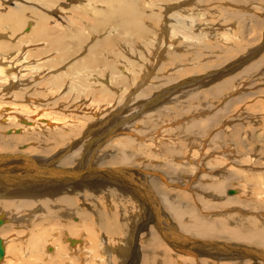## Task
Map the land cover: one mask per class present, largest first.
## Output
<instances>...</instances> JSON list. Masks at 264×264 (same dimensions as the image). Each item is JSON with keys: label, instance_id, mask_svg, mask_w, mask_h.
<instances>
[{"label": "bare ground", "instance_id": "1", "mask_svg": "<svg viewBox=\"0 0 264 264\" xmlns=\"http://www.w3.org/2000/svg\"><path fill=\"white\" fill-rule=\"evenodd\" d=\"M149 1L151 8L147 12L142 6L146 4L148 0H0L1 4L6 6V9L0 10V30L6 31V35H0V79L9 80L8 89L3 91L5 93H0V119L5 121L4 118L13 116L10 123L16 125V127H6L4 133L8 129L12 131L19 130V133L23 131L22 134L10 137L9 139L1 137L3 132L0 131V142H3V145L0 144V146L8 151L9 149L16 150L17 145L30 139L39 141L42 143L43 147L29 146L26 147V152H41L43 154L47 152L46 148L48 146L51 148V143L56 146L51 149V151H53L52 157L47 156L48 158L46 157V159H43V156H40L42 160L38 158L39 155L38 157H25L19 154V156L15 158L12 152L9 151L11 154L8 157L9 161H5L7 159L5 155L0 154V220L2 222L8 221V218L6 219L5 216H11L10 219L20 222L23 221L22 224L26 223L28 229H26L27 233L25 232L27 234L26 238H23L24 236L21 238L15 234L16 237H18L16 240H27L26 245L23 247V253L25 254L24 258L21 259L22 253L17 254V257L14 258L15 261L11 259L13 258V252H10L9 249V246H11L9 243L12 242V240L10 239V242L7 243L5 239L6 233H4L5 230H0L1 246L3 249V254L0 256V264H17L18 262L20 264H22V262H24V264H53L51 262H46V258H54L62 264H90L88 261L80 263V261H76V258L70 257L68 255L69 253H67L68 245L71 244L78 248L79 244L85 243L86 240L90 241V245L95 247H98V243L106 244L111 247H113L111 243L121 245L122 249L119 250V253L113 252L110 249L107 252L105 264H111V258L113 264H115L114 261L116 262L119 260L122 262L126 259L125 257L137 255V250L138 255L141 253V248L136 240L143 235L149 237L150 240L147 247L151 249L152 253H143L137 256L136 258L138 260H142L141 264H152L156 248H162V253L168 255L166 264H246L250 257L245 258L242 254L246 256L247 254H253L255 259L253 261H255L256 264H259L257 260H260L261 264L264 263V205H259V203L264 204V171H259L264 170V155L257 156L258 154L256 155V153L255 155L247 154L246 152L234 151V149L233 151L235 153L232 151L231 155H228V157L225 156L231 163H239L241 168L231 169L230 165L227 166L226 163L222 164L223 162H221V167L217 166L216 163H214L217 162L215 159L216 156H214L216 150L212 151L209 147L207 148L208 152H210V157H208L209 160L203 163L204 156L206 155L203 152L206 151V149L201 152V155L199 149L202 148H196L203 145L205 138L204 140L202 138L215 124L216 120L219 121L218 123L220 124L223 122L221 125L224 127L214 131L215 133L212 137L225 132L226 135L224 136H226L228 141L232 142L234 138H237V135H240L239 133L241 132L243 124H240L238 127L236 126L238 122L232 125L230 120L233 116L231 115L228 119L226 118L227 120H218V116L220 114L222 116L224 112H228L227 109L234 101L231 97L234 91L237 92L238 96L236 99H238V102L239 100L247 99L246 96L249 95L247 91L242 92L241 89L239 91L240 85L242 88V84L238 83L240 78L246 77L249 79L252 74L263 75V73H261V65L264 63V58L262 56L260 59L259 55L261 54L259 53L263 49V47L261 49V45L264 46V42L261 43L260 47L250 48L248 45H245V48H248H244L245 50L243 49L244 52L241 57L225 65L222 70L211 73L209 76L201 79L182 80L178 84H174L173 88L171 84L173 82L171 80L174 79L172 78L173 73L170 75L169 72L160 73L152 77V79H150L151 84H148L145 80L136 82L134 92L138 91V93H135V98L132 97V99L136 100L139 98L141 100L142 98H146V103H142L141 106L140 104L135 105L134 108L133 106L122 104L123 109L129 111L133 108L132 112H136L135 109L140 108L141 111L139 113H143L142 116L152 118L155 125L156 123H163V127L158 126V130L156 131L152 128H150V130H143L138 128L135 123L128 125L127 121V125L121 127L122 129L119 130L118 126L120 124H116V128H111V132L107 134V139L115 132L118 133L120 131L119 133L121 135L118 136L116 144H107V147L111 149L109 152L105 151L102 154H105V158L101 156L103 160L100 162V164L106 167H103L104 169L98 168V170L94 171L95 176L94 174L92 176L93 171H90V169H92L91 162L88 166H85L84 162L81 160L75 162L76 160L74 158L83 155L82 153H84L86 158L89 152L85 153L81 146H78V148L75 147L76 150L74 151L72 150L75 143L84 144L79 140H74V136H71L72 133L78 134L77 131L79 128L72 130L69 134L63 133V129H67V127L64 125L60 127L59 121L65 122L66 119L71 116L76 117V119L78 118V115L75 116L76 114L69 113V110L73 106L72 103L75 102L80 95H84L85 98L90 96L96 99V95L98 94L106 101L104 107L109 106L111 110L117 103L123 102L126 95L128 96L126 99L133 96V93L125 95L126 91H123L119 93L118 97L112 99L111 96L113 91L111 92L104 88L105 85L102 80L117 86V89L121 90L127 85L134 83V81L132 79L133 77L130 78L128 75L125 76L122 71H118L116 68L117 64L134 65L139 62L143 64H157L154 62L150 63L151 61L147 63V59L142 57V52L135 49L137 44H144L147 46L146 49H148L149 44H151L148 39H150L152 32H149L150 28L146 26V20H160L163 23L162 30H160L164 32L165 38L164 42L160 44L161 46H157V52H164L165 55H167L166 57H170L172 64H176V66L180 68L178 71L179 73L186 74L189 71H193L195 67H203V64H198L201 52L199 53L197 48L207 47L206 41L204 40L206 37L208 38L210 33L207 35L205 30L206 27L203 28L197 24V16L202 17L199 15L202 11V2L205 0ZM253 1L255 3V0ZM58 4H63L62 6L69 5V7L65 9ZM55 6L60 7L58 8V12L53 10ZM154 10H161V15L157 14V12L154 13ZM222 11H225V18L228 19L240 21L244 17L239 10L230 9ZM163 14H165V16ZM30 20L31 22H29ZM256 20H258V18ZM152 23L153 22H151V24ZM26 25H28L30 31L25 30ZM103 28H110L112 32L104 35ZM232 28L231 31L227 28V32L222 33L227 39L232 34ZM224 29H226V27H224ZM155 32L154 34H156ZM213 32L211 33L214 34ZM29 35L31 37L27 39ZM91 39H98L99 42ZM139 39H142L140 41L143 43L139 42ZM90 40L94 42V44H91ZM228 42L229 41H227V44ZM29 43H32L34 48H32L31 51L26 50L24 57H22V55L17 57L23 45ZM34 43H43V46H37L34 45ZM175 43H178L179 47L174 46ZM235 45L236 43L233 44V47H235ZM153 46L151 47L153 48ZM163 46L165 47L163 48ZM243 46L242 44V48ZM35 47H39V49L35 51ZM83 48H85L83 55L74 59L66 70L55 69L56 66L65 64L67 60L75 57ZM143 48L145 47H142V50ZM236 48L237 47H235V49ZM153 49H155V47ZM52 53L55 54L46 56L47 58L43 60V62H35L36 65H30L31 67H28L30 69L27 74H31V81L27 82L28 86L21 87V82L24 80L23 76L27 75L26 73H22L23 76H19L22 59L26 60V58L29 59L30 56L39 57L40 55ZM191 53L192 59L190 57ZM228 53L229 52L226 53V58L224 60L229 59ZM146 54L148 55V53ZM262 55L264 54L262 53ZM152 56L154 55L152 54ZM101 64L105 65V69H100ZM176 66H174V68ZM236 68L239 70L237 69V71H235ZM125 72L127 71L125 70ZM173 72H177L176 69ZM226 76L228 77L225 78ZM91 78L95 81L90 80ZM250 79L253 80V78ZM251 82L248 84L252 85ZM67 83L68 85L66 88ZM65 88L67 91L62 93ZM199 88L201 93L198 91ZM172 89L174 91L179 90L180 92L172 100L168 99V101H166L168 104L170 102V104L165 106L156 105L160 101L159 99L161 96L168 94V92H172ZM256 90H253V94L261 92L258 91V89ZM150 91H154L152 97H150ZM72 93L75 94V97H73L74 95ZM196 95L200 96L199 99L201 101L205 99L207 103L212 99L222 98L223 96L225 99L227 97L225 99L226 102L224 101L225 103L223 104L225 108H215L217 110L212 113L211 116H203V112H201V115L199 113L195 114L189 107H180V104L182 101L184 102L186 100V97L190 98ZM6 96H9L12 100H5ZM30 96H33V98L41 96L43 98L42 102L34 106L33 104L36 100L32 101ZM200 100L196 99V101ZM52 101H55V104H52ZM204 101L202 102L203 104ZM175 102L177 103L175 104ZM27 103L30 104L27 105ZM211 103L212 102L209 104L205 103V105H207L206 107H211ZM215 103L217 102L215 101ZM58 104H61V107L65 110L58 109L62 110V112H59L55 109ZM90 105L92 106V104ZM153 105L157 108L152 112V110H154L153 107H149ZM39 107H42L43 110L46 108L50 109L51 112H53L54 109V112H43L36 115ZM178 107L180 109L176 110ZM47 109L46 111H48ZM94 109L93 111H95ZM150 109L151 111H148ZM103 110L100 109L101 112H94L95 118L93 124L102 127L104 123L109 122L112 124L113 120H118L113 118V116H117L116 114H111V112L109 113L108 111L105 113V110L104 113H102ZM10 111H16L19 115H8ZM168 112L171 115H178L180 118L172 120ZM187 112H190V117L186 114ZM164 114H168L166 119L161 117ZM49 115H52L50 120L48 117H45ZM249 118L250 117L246 120ZM186 119L187 123L184 121L186 124L184 125L185 127L182 128V131H180V128L173 126L175 123H170L171 121L180 122ZM53 120H55V122ZM83 120H86V118L83 117L81 119L82 123L84 122ZM78 121L80 120L78 119ZM251 121L255 122L256 120L251 116ZM227 123H229V125H227ZM97 125L95 127H97ZM93 128L94 126L90 124L86 128V131L82 133L83 138H86ZM227 128H231V131H227ZM244 129L245 128H243V131ZM170 130H177V136L173 137V131L172 135L169 134ZM124 131H128V133ZM114 138L115 137H113V139ZM89 139L90 138H87V140ZM237 140L238 139H236V141ZM215 141L216 139L213 143H215ZM238 144L240 143L238 142ZM205 145L204 143V146ZM190 146H193V148L195 147L194 149L198 151L199 155L194 150H189L190 153L186 155L184 152H187L186 149ZM38 147L41 148L40 151L37 150ZM58 147L59 150H57ZM68 150H72L73 152L65 155V151ZM54 152H56V154H54ZM63 152L64 154H62ZM140 152L141 154L143 152L145 154L143 156H147V158L150 159H144L146 162L148 161L149 164H153L154 161H151L153 158L159 161H155L153 165H149L146 162L144 164L143 161L142 167L140 166L141 172H138L140 171L138 167H136L138 168L136 171L128 169L127 167L135 165L134 162L136 160L141 159V157H137ZM45 156L46 155H44V157ZM61 156H64L63 162L69 165L72 164V167H63V163H61L62 165L60 163L57 164L56 159L61 158ZM61 160L62 158L60 161ZM114 165L117 168H111ZM160 165H163V167L165 166L163 168L164 170ZM144 168H151L153 170L146 169L144 172ZM158 169L163 171V173L157 172ZM179 171L180 175L184 173V171H186L185 173H190V175L188 174L189 176L186 175L188 177L187 180L184 182L182 180L186 188H200L204 192H211V196H215V201H206L203 194L198 195L200 202H204V212L210 210L209 214L205 213L201 215L198 210L189 211V205L191 204L188 202L187 193L182 191L183 193L179 194L178 191L174 190L180 186L178 183L183 184L180 182L181 177L176 175ZM10 172L12 175L8 177L7 173ZM44 173L48 176L45 175L43 181H39L38 179L44 176ZM198 173L201 174L197 175ZM36 174H38V176L35 178L34 175ZM257 174L259 177H257ZM72 175L79 176L83 181L87 180V185L83 183L82 189L84 188V191L85 187H89L94 183L101 187L94 191L102 192L101 189L103 185H101V183L107 178L110 182H108V187H104V190H106L105 195H103L101 199L99 197L100 201H96L94 191L90 192V199L86 200H89V203L92 204L93 207L91 206L92 208L89 210L82 208L79 206L80 204L78 205L76 203L77 200L75 196L73 197L74 194L71 195V193L65 192L64 189L68 187L73 188L74 184L73 186H71L72 184L65 185V180L62 182L59 181V183L55 182L58 176L71 177ZM68 177L64 179H68ZM206 178L208 179L207 183L209 185H214V187L203 186ZM233 179H242L244 183H246L245 189L240 188L238 190L240 194L241 192L245 194L244 197H242V195L238 197V195H236L238 193L234 194V192H236L234 190L230 191V193L227 192L233 195H226V184L229 181L232 182ZM255 179L258 181L256 186L254 185V187H252L247 183V180ZM46 184L49 185L46 186ZM40 185H44V187L35 189V187ZM92 188L93 187H91V190ZM74 192H76L75 194L78 198L83 193L76 190ZM128 192L130 193L129 195ZM87 195L89 194L86 193L82 196L86 198ZM257 195L260 196L257 197ZM99 199L97 198V200ZM139 207L142 209L141 212ZM221 207L228 209L224 212L221 210ZM37 209L41 210L40 215L36 214L35 211H37ZM134 209L136 211L135 214L130 211ZM16 210H22L23 212L25 211V213H18ZM60 212L61 214L59 215ZM71 215L74 216V219H70ZM33 217L35 218L33 219ZM30 221H32L31 225H29ZM50 224L54 225L53 230L49 228ZM61 226L64 231L66 230L65 233L67 235L65 241L61 239V235L55 237V235H57V233H54L55 229ZM5 227L6 225L4 224L1 228ZM78 231H81L79 234H81V237L85 238V241L83 239L74 238V236L78 234ZM217 239H221L223 242H218ZM88 241L86 242L87 246ZM50 244L57 246V250L53 253L47 252ZM134 246H136V250H134ZM252 246L260 247L262 250L254 249ZM51 247L52 248H49V250L54 249L53 246ZM84 249L87 251V248L84 247ZM15 250L20 253L19 246H17ZM72 250L74 251V249ZM173 250L180 253H175V255L171 257ZM18 259L20 260L18 261ZM96 261L99 264L102 263L101 259H96Z\"/></svg>", "mask_w": 264, "mask_h": 264}, {"label": "rangeland", "instance_id": "2", "mask_svg": "<svg viewBox=\"0 0 264 264\" xmlns=\"http://www.w3.org/2000/svg\"><path fill=\"white\" fill-rule=\"evenodd\" d=\"M195 1V0H194ZM231 1V2H230ZM233 1V2H232ZM222 2H223V4H222ZM231 4H230V3ZM229 2H228V0H205L204 2H202V11H201V13H200V15L199 16H202V17H198L197 16V24H199L200 26H202L203 28H205L206 27V32H207V35H208V38L206 37L205 38V40L204 41H206V45H207V47L206 48H197L198 49V52L200 53L201 52V55H200V57H199V59H198V64H203V67H195V68H193V71H189V72H187L186 74H184V73H179L178 71H179V67H177L176 66V64H172V61H171V58L170 57H166L167 55H165V53L164 52H161V53H158L157 52V46H159L160 44H162L163 42H164V38H165V35H164V32L163 31H161L162 30V22L160 21V20H158V21H155V20H151V21H145V23H146V26L148 27V28H150V31L149 32H152V35H151V37H150V39H148V41H149V43H151V44H149V46H148V49H146L147 48V46H145L144 44H135L136 45V47H135V49L136 50H138L139 52H142V57H145L146 59H147V63H149L150 61V63H152V62H154V63H157V64H143V63H141V62H139L138 64H134V65H130V64H117L116 65V68H117V70L118 71H122L123 72V74L126 76V75H128V77H130V78H132L133 79V81H134V83H132L131 85H127L126 87H124V88H122L121 90H118L117 89V86H114L113 84H109V82H106V81H104V80H102V82L104 83V88H106V89H108L109 91H113L112 93V96H111V98L112 99H114V98H116V97H118L119 96V93L120 92H123V91H126L125 92V95L126 94H130V93H133V96H131L129 99H126L128 96L126 95V97L124 98V100H123V102H121V103H117V105H115V107L111 110L110 109V107L109 106H107V107H104V105L106 104V101L104 100V98L103 97H101V96H99L98 94L96 95L97 97H96V99H93V97H90V96H88V97H84V95H80L78 98H77V100H75V102H73L72 104H73V106H72V108L70 109V110H72V111H70L69 110V113H74V114H76L75 116H77L78 115V118L76 119V117H69V118H67L66 119V123L65 122H63V121H59V123H60V127H62L63 125L64 126H66L67 127V129H63V133H66V134H69L72 130H76V129H78V134H74V133H72L71 134V136H74L73 137V139L74 140H79L80 142H82V143H84V144H81L80 142V144H74V147L72 148V150L74 151V150H76V148H78V146L80 147H82L83 149H84V152L85 153H88V157H86L85 158V155H84V153H82L83 155H80V156H78V157H76V158H74L76 161L75 162H77V161H79V160H81L82 162H84V165L85 166H88V164L91 162V168L92 169H90V171H93L92 172V176H93V174H94V176H95V173H94V171H96V170H98V168H100V169H104L103 167H106L105 165H103V164H100V162L103 160V159H101V156H103V158H105L104 157V155H102L105 151H107V152H109V150L111 149L110 147H107V144L108 145H111V144H116V141H117V138H118V136L119 135H121L119 132L117 133V132H115V133H113L112 134V138L110 137V138H108L107 139V134L108 133H110L111 132V130L113 129V128H116L115 127V125L116 124H120L119 126H118V128H119V130H121L122 128L121 127H123V126H125V125H131V124H133V123H135L136 125H137V127L138 128H140V129H143V130H150V128H152V129H154L155 131L156 130H158L157 129V127L158 126H161V127H163V123H156V125H155V122L152 120V118H146V116H142L143 115V113L142 114H140L139 112L141 111V109L140 108H137V109H135V111L136 112H132V109L134 108V106L135 105H139L140 104V106L142 105V103H146V98L144 99V98H142L141 100L138 98V99H136V100H133L132 99V97L133 98H135V93H138V91L136 92H134V88H135V83L136 82H140L141 80H145L148 84H151V81H150V79H152V77H154V76H156V75H159L160 73L162 74V73H168L169 72V74L170 75H172V73H173V77L172 78H174L173 80H171V81H173L171 84L173 85L172 86V88L174 87V84H178L180 81H182V80H186V79H201V78H204V77H206V76H209L211 73H214V72H218V71H220V70H222V68L225 66V65H228V64H230V62H234V61H236L239 57H241V55L243 54V52H244V50L245 49H247V48H245V45L247 46H249L250 48L251 47H260V45H261V43L262 42H264V1L262 0V1H259V0H255V3H254V1L252 0H239V1H237V0H235V2H234V0H229ZM243 2V3H242ZM228 3V4H227ZM234 3V4H233ZM253 5H252V4ZM60 7L63 5V4H58ZM60 7H58V6H55V8L53 7V10H56L57 12L59 11L58 10V8H60ZM68 7H69V5H66V6H62V8H65V9H68ZM142 7H144L146 10H147V12L150 10V8H151V4H150V1L148 0V2L146 3V4H144ZM228 7V8H227ZM252 7V8H251ZM4 10V9H6V6H4L3 4H1V2H0V10ZM239 10V12L242 14V15H244V17H243V19L242 20H240V21H236V20H234V19H228V18H225V15H224V12L225 11H222V10ZM216 10V11H215ZM159 11V12H158ZM154 10L153 12L155 13V12H157V14H160L161 15V13H160V11L161 10ZM218 11V12H217ZM243 11V12H242ZM247 13H246V12ZM162 12V11H161ZM66 13H69V12H66ZM203 13V14H202ZM218 13V14H217ZM246 13V14H245ZM248 14V15H247ZM164 16H165V14H163ZM251 16V17H250ZM252 16H253V18H252ZM223 18H225V19H223ZM258 18V20H256ZM263 18V19H262ZM223 19V20H222ZM246 19V20H245ZM248 19V20H247ZM252 19V20H251ZM253 21V22H252ZM261 21H262V24H261ZM29 22H31V20L29 21ZM151 22H153L152 24H151ZM161 22V23H160ZM245 22V23H244ZM33 23V22H32ZM204 25H202V24ZM213 24V25H212ZM230 24V25H229ZM258 24V25H257ZM152 25H154V26H152ZM206 25H208V26H206ZM228 25H229V27H228ZM232 25H233V28H232ZM156 26V27H155ZM212 27H213V29H212ZM224 27H226V29H224ZM158 28V29H157ZM230 29V31H231V28H232V34L229 36V38L227 39V37L226 36H224L222 33H226L227 32V30L228 29ZM245 28V29H244ZM153 29V30H152ZM161 29V30H160ZM211 29V30H210ZM216 31H215V30ZM25 30H28V31H30V29H29V27H28V25H26L25 26ZM103 34L104 35H106V33H109V32H112V30H110V28H107V29H104L103 28ZM224 30V31H223ZM156 31V32H155ZM214 31V32H213ZM222 31V32H221ZM243 31V32H242ZM154 32L156 33V34H154ZM159 32V33H158ZM211 32H213L214 34H212ZM219 33H221V34H219ZM230 33V32H229ZM3 34H5L6 35V31H2V30H0V35H3ZM24 34V33H23ZM162 34H163V36H162ZM211 34H212V36H211ZM241 34V35H240ZM31 35V34H30ZM28 36V38L27 39H29L31 36ZM159 35V36H158ZM216 35H218V36H216ZM246 35V36H245ZM147 36V35H146ZM162 38H161V37ZM178 36V35H177ZM224 36V37H223ZM217 37H219V38H217ZM226 37V38H225ZM223 38H224V40H223ZM91 40H97L98 42H99V40L98 39H91ZM90 40V43L91 44H94V42H92ZM140 40H142V39H139L138 41L139 42H141V43H143L142 41H140ZM152 41H153V43H152ZM157 41H159V42H157ZM227 41H229L228 42V44H227ZM233 42V43H232ZM236 43V45H235V47H237L236 49H235V47H233V44H235ZM238 42H239V44H238ZM155 43V44H154ZM157 43V44H156ZM238 44V45H237ZM240 44H241V46H240ZM242 44L244 45L243 46V48H242ZM34 45H42L43 46V43H34ZM153 46V48L155 47V49H153L151 46ZM165 45V44H164ZM168 45V44H167ZM161 46V45H160ZM174 46H177V47H179V44L178 43H175V45ZM209 46V47H208ZM232 46V47H231ZM142 47H145V48H143V50H142ZM165 46H163V48H164ZM262 47H263V49H262ZM32 48H34V46H33V44L32 43H29V44H24L23 45V47H22V49H21V51L19 52V54L17 55V57H20V55H22V57H24V55L26 54L25 52H26V50H29V51H31L32 50ZM239 48V49H238ZM240 48H241V50H240ZM245 48V49H244ZM37 49H39V47H35V51L37 50ZM244 49V50H243ZM261 49H262V51H260V53L259 54H261V55H259V58L261 59L262 58V56H263V58H264V55H262V53L264 54V46L263 45H261ZM146 50V51H145ZM149 50V51H148ZM151 50V51H150ZM213 50V51H212ZM227 50H229V51H227ZM85 52V48H83L82 49V51L81 52H79L75 57H73V58H70L69 60H67V62L69 63H65V64H62V65H59V66H56L55 67V69L56 70H66L67 68H68V66L71 64V62H73L74 61V59H76L77 57H79V56H81V55H83V53ZM144 52V53H143ZM148 53V55L146 54V53ZM155 52V53H154ZM227 52H229L228 53V58L229 59H227V60H224L225 58H226V53ZM235 52V53H234ZM212 53V54H211ZM55 53H52V54H44V55H40L39 57H33V56H30L29 57V59L28 58H26V60H23L22 59V66L20 67V70H19V76H23V74L24 73H29V69L30 68H28V67H31L30 65H32V66H34V65H36V63L35 62H37L38 63V61H40V62H43V60H45L47 57L46 56H50V55H54ZM152 54L154 55V56H152ZM144 55H146V56H144ZM148 56V57H147ZM152 56V57H151ZM135 57V56H134ZM190 57H191V59H192V53L190 54ZM189 57V58H190ZM144 58V59H145ZM151 58V59H150ZM150 59V60H149ZM202 61V62H201ZM167 64V65H166ZM172 64V65H171ZM193 64V63H192ZM1 65H5V64H1ZM123 65V66H122ZM131 67H130V66ZM149 65H152V66H149ZM233 65V64H232ZM174 66H176L175 68H174ZM25 67V68H24ZM127 67V68H126ZM130 67V68H129ZM158 67V68H157ZM243 67V66H242ZM261 67H262V72L261 73H263V75H251V77L250 78H253V80H251L250 78L248 79V78H246V77H243V78H240L239 80H238V83H240V84H242V88H241V85H240V87H239V91H240V89H241V91L242 92H246L247 91V93L249 94L248 96H246V98L247 99H243V100H239V102H238V99H236L237 98V92H235L234 91V93L231 95V97L234 99V101L232 102V104H231V106L227 109L228 110V112H224L223 113V115L221 116V114L218 116V120L219 119H221V120H225L226 118L228 119L229 117H230V115L231 116H233L232 118H231V122H232V125L234 124V123H237V127L238 126H240V124L242 125V128H241V132L239 133L240 135H237V138H234L233 139V144H232V142H230V141H228V139L226 138V136H224V135H226V133L224 134V133H220L218 136H213L212 137V135L215 133L214 131H217V129H222L224 126L223 125H221L223 122H221V124L220 123H218L219 121H217L216 120V122H215V124L209 129V131L208 132H206V134L204 135V137L202 138L203 140H204V138H205V140H204V142H203V147L201 146V147H196V148H202V149H199L200 151H199V153L202 155V151H204V149H206V151H204L203 153H205L206 155L204 156V160H203V163H205L206 161H208L209 160V158L208 157H210L209 155V153L210 152H208V150H207V148L209 147L210 148V150H212V151H215V153H214V156H216V160H217V162H219V163H217V162H214V163H216V165L217 166H222V164H227V166H229L230 165V168L231 169H238V168H241V165L239 164V163H231L230 161H229V159L227 158L228 157V155H231L232 154V151L234 150V151H239V152H246L247 154H254L255 155V153H256V155L257 156H259V155H264V63L261 65ZM100 69L101 70H103V69H105V65H103V64H101V67H100ZM120 69V70H119ZM149 69V70H148ZM176 69V71L177 72H173L174 70ZM237 69L238 68H236L235 69V71H237ZM241 69V68H240ZM125 70L128 72H125ZM131 70V71H130ZM135 70H138V71H135ZM145 70V71H144ZM151 70V71H150ZM239 70V69H238ZM252 70V69H251ZM135 71V72H134ZM144 71V72H143ZM134 74H133V73ZM138 72V73H137ZM146 72H147V74H146ZM23 73V74H22ZM31 73V72H30ZM129 73H131V74H129ZM25 74V75H26ZM137 74V75H136ZM140 74V75H139ZM149 74V75H148ZM28 75V76H27ZM26 76H27V78H26V76H23V81L21 82L22 83V85H20L21 87H23V86H28V83L27 82H30L31 81V74H27ZM130 75V76H129ZM145 75V76H144ZM187 75V76H186ZM139 76H141L142 77V79H141V77H139ZM144 76V77H143ZM253 76V77H252ZM257 76V77H256ZM181 77V78H180ZM228 76H226L225 78H227ZM29 79V80H28ZM136 79V80H135ZM17 80V79H16ZM90 80H92V81H95L93 78H91ZM253 82H251V81ZM66 81L68 82V80L66 79ZM216 81V80H215ZM243 81V82H242ZM246 81V82H245ZM130 82H131V79H130ZM245 82V83H244ZM251 82V84L252 85H250V84H248V83H250ZM25 83V84H24ZM212 84V83H211ZM210 84V85H211ZM247 84V85H246ZM67 85H68V83L66 84V88H67ZM112 87H111V86ZM246 86V88H245V86ZM19 86V87H20ZM129 86V87H128ZM134 86V87H133ZM192 86V85H191ZM8 87H9V80H2V79H0V93L1 94H3V93H5V92H3V91H6L7 89H8ZM132 87V88H131ZM256 87V88H255ZM66 88L65 89H63V91H62V93L64 92V91H67L66 90ZM127 88V89H126ZM130 88V89H129ZM260 88V89H259ZM174 89H176V88H174ZM243 89V90H242ZM255 91L256 89H258V91H261L260 93H255V94H253L254 93V91ZM173 90V89H172ZM199 92H200V88H199V90H198ZM257 91V90H256ZM180 91L179 90H176V91H172V92H168V94H170V95H168V94H166V95H164V96H161V98L159 99L160 101L156 104V105H169L170 104V102H169V104L166 102V101H168V99L170 100H172L178 93H179ZM61 93V94H62ZM116 93V94H115ZM118 93V94H117ZM154 91H150V97H152L154 94ZM201 93V92H200ZM74 96L73 97H75V94L74 93H72ZM172 94V95H171ZM225 94V93H224ZM199 95H201V94H199ZM205 96V95H204ZM29 97V96H28ZM27 97V98H28ZM31 97V100L32 101H35L34 102V106H36L38 103L40 104V102H42V97L41 96H39L38 98L37 97H34L33 98V96H30ZM101 97V98H100ZM148 97V96H147ZM164 97V98H163ZM199 97L200 96H194V97H190V98H188V97H186V100L183 102L182 101V103L180 104V107L181 108H185V107H189V108H191L192 109V111L196 114H200L201 115V112H203V116H211L212 115V113H214L217 109H219V107H222V108H225V106L223 105L225 102H226V98L224 99V96L222 97V98H217V99H212L210 102H212L210 105H211V107H206L207 105H205V103L206 104H209L210 102H208L207 103V101L205 100H200L199 99ZM84 98V99H83ZM88 98H90V99H88ZM149 98V97H148ZM147 98V99H148ZM163 98V99H162ZM193 98V99H192ZM229 98V97H228ZM101 99V100H100ZM165 99V100H164ZM196 99L197 100H200V101H196ZM219 99H220V101H219ZM236 99V100H235ZM5 100H7V101H10V100H12L9 96H6V98H5ZM85 100V101H84ZM100 100V101H99ZM128 100V101H127ZM138 100H140V101H138ZM183 100V99H182ZM39 101V102H38ZM189 101V102H188ZM204 101V104L202 103ZM215 101L217 102V103H215ZM225 101V102H224ZM256 101H258V102H256ZM19 102V101H18ZM94 104H93V103ZM100 104H99V103ZM105 102V103H104ZM108 102V101H107ZM139 102V103H138ZM141 102V103H140ZM186 102V103H185ZM198 102V103H197ZM236 102V103H235ZM261 104H260V103ZM31 103V102H30ZM30 103H27V105L28 104H30ZM113 103V102H112ZM111 103V104H112ZM165 103H167V104H165ZM177 102H175V104H176ZM191 103V104H190ZM193 103V104H192ZM197 103V104H196ZM52 104H55V101H52ZM90 104H92V106L90 105ZM98 104V105H97ZM110 104V105H111ZM114 104V103H113ZM129 105V106H133V108L132 109H130L129 111H126L125 109H123V105ZM196 106H195V105ZM212 104H213V106H212ZM216 104H218V105H216ZM260 104V105H259ZM94 105V106H93ZM95 105H97V106H95ZM100 105V106H99ZM187 105V106H186ZM263 105V106H262ZM103 106V107H102ZM185 106V107H184ZM193 106V107H192ZM195 106V107H194ZM206 108H204V107ZM218 106V107H217ZM11 107V106H10ZM93 107V108H92ZM153 107V109L154 110H152V112L153 111H155L156 109L155 108H157V107H154V105L153 106H150L149 108H152ZM258 107V108H257ZM83 108V109H82ZM94 108H96V109H94ZM122 108V109H121ZM194 108V109H193ZM215 108H217V109H215ZM47 109V108H46ZM46 109H44L43 110V108L41 107H39L38 108V110H37V114L36 115H38V114H40V113H46V112H48V113H50L51 112V110L50 109H47L48 111H46ZM55 109H62V110H65V109H63L62 107H61V104H58L57 106H56V108ZM86 109V110H85ZM93 109L95 110V111H93ZM100 109L101 110H105L106 112L105 113H107V111L110 113L111 112V114L113 113V114H116L117 116H113V118H116V119H118V120H113V123L112 124H110L109 122V124L108 123H104V126H102V127H99L97 124H93V122H94V112L95 113H97V112H101L100 111ZM110 109V110H109ZM148 109V108H147ZM180 108L178 107V108H176V110H179ZM201 109V110H200ZM215 109V110H214ZM50 110V111H49ZM62 110H58L59 112L61 111L62 112ZM104 110L102 111V113H104ZM197 110V111H196ZM40 111V112H39ZM89 111V112H88ZM121 111V112H120ZM123 111V112H122ZM148 111H151V109L150 110H148ZM196 111V112H195ZM53 112H54V109H53ZM53 112H51V113H53ZM77 112V113H76ZM119 112V113H118ZM87 113V114H86ZM90 113V114H89ZM138 113V114H137ZM226 113V114H225ZM19 115V113H17L16 111L14 112V111H10L9 112V114L8 115ZM85 114V115H84ZM93 114V115H92ZM131 114V115H130ZM168 114H170L169 112H168ZM168 114H164V115H162L161 117L163 118V119H166L168 116ZM186 114H188V117H190L189 115H190V112H187ZM186 114H184V115H186ZM248 115V116H247ZM170 116V118L172 119V120H177V119H179L180 118V116H178V115H175V114H170L169 115ZM251 116H252V118H254L256 121L254 122H252L251 121ZM46 118L48 117V119L50 120L51 119V117H52V115L50 116H45ZM83 117H85L86 118V120H83L84 122L82 123V121H81V119L83 118ZM93 117V118H92ZM248 117H250L248 120H249V122H248V120H246ZM5 119V121H3V119H0V131H2L3 132V135L1 136V137H4V138H7V139H9L10 137H13V136H18V135H20V134H22L23 133V131L22 132H20L19 133V130H15V131H12L11 129H8L5 133H4V130H5V128L6 127H16V125H14V124H12V123H10V121H12V119H13V116H9V117H6V118H4ZM70 119V120H69ZM78 119L80 120V121H78ZM226 119V120H227ZM232 119H234V120H232ZM123 120V121H122ZM142 120V121H141ZM54 122H55V120H53ZM86 121V122H85ZM128 121V122H127ZM153 121V122H152ZM187 123V119L186 120H181L180 122H175V121H171L170 123H175V124H173V126H175V127H177V128H180L181 130L180 131H182V128H184L185 126V122ZM79 122V123H78ZM126 122H127V124H126ZM157 122V121H156ZM183 122V123H182ZM58 123V122H57ZM68 123V124H67ZM248 123V124H247ZM262 123V124H261ZM90 124H92L93 126H94V128L90 131V134L86 137V138H83V135H82V133L84 132V131H86V128L90 125ZM106 124V125H105ZM54 125H56V124H54ZM85 125V126H84ZM97 125V127H95ZM151 125V126H150ZM227 125H229V123H227ZM231 125V126H232ZM113 126V127H112ZM83 129H82V128ZM112 128V129H111ZM243 128H245L244 129V131H243ZM102 129V130H101ZM100 130V131H99ZM116 130V129H115ZM160 130H161V128H160ZM212 130V131H211ZM227 131H231V128L229 129V128H227L226 129ZM96 133H95V132ZM99 131V132H98ZM171 131V130H170ZM169 131V134H171L172 135V133L174 134L173 135V137H176L177 136V130H172L171 132ZM125 133H128V131H124ZM91 133H93V134H91ZM96 134V135H95ZM180 134V133H179ZM222 134V135H221ZM230 134V133H229ZM101 135V136H100ZM102 135H104V136H102ZM134 136H136V135H134ZM223 136V137H222ZM0 137V138H1ZM99 137V138H98ZM101 137V138H100ZM103 137V138H102ZM113 137H115L114 139H113ZM80 138V139H79ZM87 138H90V139H94V140H87ZM213 138V139H212ZM218 138V139H217ZM222 138V139H221ZM102 139V140H101ZM210 139H212V140H210ZM216 139V141H215V143H213V141ZM227 139V140H226ZM236 139H238L237 141H236ZM1 141V140H0ZM89 141V142H88ZM191 141V140H190ZM190 141H188V142H190ZM217 141H218V143H217ZM87 142V143H86ZM211 142V143H210ZM225 142V143H224ZM238 142L240 143V144H238ZM204 143L206 144L205 146H204ZM209 143H210V145H209ZM216 143H217V145H216ZM221 143H222V146L224 145V144H226V145H224L223 147L221 146ZM224 143V144H223ZM0 144H2L3 145V142H0ZM90 144V145H89ZM51 145V148L48 146L47 148H46V153H41V152H26V147H29V146H31V147H34V146H42L43 147V145H42V143H40L39 141H35V140H30V139H27L26 140V142H23V143H20L19 145H17L16 146V150H13V149H9V151H11L12 152V155H14V157L15 158H17L18 156H19V154H21V155H23V156H25V157H28V156H31V157H38V155H39V157L38 158H40L41 160H42V157H40V156H43V159L45 158L46 159V157L48 156V157H52V155H53V151H51V149H53V148H55L56 146L53 144V143H51L50 144ZM97 145V146H96ZM191 145V144H190ZM220 145V146H219ZM76 147V148H75ZM88 148V149H87ZM190 148V149H189ZM195 148V147H194ZM193 148V146H190V147H188L187 149H186V151L187 152H184L186 155H188L189 153H190V151H195V152H197L198 153V151H196L195 149ZM216 148V149H215ZM221 148V149H220ZM222 148H223V150H222ZM40 149L41 148H37V150L38 151H40ZM86 149V150H85ZM244 149V150H243ZM57 150H59V147H58V149ZM72 150H68V151H65V155L67 154V153H72L73 151ZM190 150V151H189ZM226 150V151H225ZM8 150H6V149H4V148H2V146H0V154H5V152L6 153H8V154H10V152H9ZM49 151V152H48ZM70 151V152H69ZM217 151H219V152H217ZM231 151V152H230ZM233 151V152H234ZM57 152V151H56ZM56 152H54V154H56ZM139 152V151H138ZM228 152H230V153H228ZM47 153H48V155H47ZM90 153H91V155H90ZM199 153H198V155H199ZM208 153V154H207ZM220 153H222V154H220ZM235 153V152H234ZM62 154H64V152L62 153ZM141 154V152L137 155V157H141V159H139V158H137V159H139V160H136L135 162H134V164L135 165H132V167H127L128 169H132V170H137L138 168L140 169V171H138V172H141V167H142V162L145 164V160H148L149 158H147V156H143V155H145L143 152H142V154ZM236 154H237V152H236ZM7 155V154H6ZM11 155V154H10ZM44 155H46L45 157H44ZM227 157H226V156ZM8 156V155H7ZM22 156V157H23ZM143 156V157H142ZM221 156V157H220ZM47 157V158H48ZM218 157H220V158H218ZM11 158H12V156H11ZM62 158V160L60 161V159ZM61 158H59V159H56V163L57 164H61V163H63V167L65 166V167H72V164L71 165H69V164H66V163H64L63 162V159H64V156H61ZM84 158V159H83ZM146 158V159H145ZM222 158V159H221ZM145 159V160H144ZM219 159V160H218ZM51 160V159H50ZM150 160V159H149ZM163 160V159H162ZM223 160V161H222ZM227 160V161H226ZM59 161V162H58ZM151 161H154L153 162V164H155V161H159L158 159H152ZM22 162V161H21ZM99 162V163H98ZM221 162H223L222 164H221ZM147 164H149L148 163V161L146 162ZM56 164V165H57ZM93 164V165H92ZM150 164H152V163H150ZM149 164V165H150ZM152 164V165H153ZM234 164V165H233ZM152 165H151V167H152ZM97 166V167H96ZM99 166V167H98ZM141 166V167H140ZM160 166H162L161 168L163 169L164 167H163V165H160ZM264 166V165H263ZM136 167H138V168H136ZM111 168H117L115 165L113 166V167H111ZM69 169V168H68ZM70 169H72V168H70ZM121 169V168H120ZM146 169H149V170H153V169H151V168H144L143 169V171L145 172L146 171ZM255 169H258V168H255ZM127 170V169H126ZM160 169H158L157 170V172H162L163 173V171H159ZM164 170V169H163ZM155 171V170H154ZM259 171H264V170H259ZM186 171H184V173H181V175H180V171L176 174L177 176H180L181 178V180H180V182L181 183H183L185 180H187L188 179V177L187 176H189L190 175V173H185ZM256 172V171H255ZM248 174H250L249 172H247ZM189 174V175H188ZM201 173H198L197 175H200ZM4 175H6V174H4ZM12 174H11V172L10 173H7V176L9 177V176H11ZM45 175L46 176H48L47 174H45L44 173V176H42V177H40L38 180L40 181V180H42L43 181V179H44V177H45ZM187 175V176H186ZM251 175V174H250ZM38 176V174H36V175H34V177L36 178ZM264 176V175H263ZM61 177V178H60ZM68 176H58L57 177V179H56V183H59V181H64L65 180V185H71V186H73V184H74V186H73V188H74V191L76 190V191H79V192H83L84 191V188L82 189V187H83V185L84 184H86L87 185V180H81V178L79 177V176H77V175H72L71 177H68V179H64V178H67ZM257 177H259V175L257 174ZM72 178V179H71ZM78 178H79V180H78ZM190 178H192V177H190ZM75 179V180H74ZM108 179V178H107ZM107 179H105L104 180V182H102L101 183V185H103V187H102V192L101 191H94V190H98V189H100L101 187H100V185H96V184H94V183H92L89 187H85V191L82 193V195L83 194H89V195H87L86 196V198L85 197H83L82 195H80L79 196V198H78V196H76V192H74L73 191V188H70V187H68V188H66V189H64L65 190V192L66 193H71V195L72 194H74L73 195V197L75 196V199L77 200L76 201V203L79 205V206H81L82 208H86L87 210H89L90 208H92L93 207V205L92 204H90L89 203V200H86V199H90V192H92V191H94V193H95V197H96V201H100V199H101V197H103V195H105V191L106 190H104V187L106 188V187H108V184L110 183ZM135 179V178H134ZM137 179V178H136ZM202 179V178H201ZM70 180H72V181H70ZM103 180V179H102ZM182 180H183V182H182ZM80 181V182H79ZM106 181V182H105ZM189 181H190V179H189ZM206 181V182H205ZM250 181V182H249ZM247 180V183L250 185V186H252V187H254V185L256 186L257 184H258V181L255 179V180ZM54 182V183H55ZM82 182V183H81ZM109 182V183H108ZM208 179L206 178V180H204V183H203V186L204 187H214V185H209L208 183ZM43 183V182H42ZM84 183V184H83ZM180 186L179 187H177V188H175L174 190H176V191H178L179 192V194H181V193H183L184 191L187 193V197H188V202H190V204L192 205H189V211H191V210H198V212L201 214V215H203V214H209V212H210V210H206L207 212H204L205 210H203V208H204V202H200V200H199V197H198V195L199 194H203L204 196H205V198H206V201H215L216 199H215V196H211V192H204V191H202L200 188H196V187H194V188H192V189H189L188 187L186 188V186L184 185V183L183 184H180V183H178ZM49 184H46V186H48ZM181 185H182V187H181ZM245 185H246V183H244V181L241 179H233V181L232 182H228L227 184H226V189H225V193H226V195H233V194H228V193H230V191H236V192H234V194L235 193H238V194H236V195H238V197H240L241 195H242V197H244V195L245 194H243L242 192H241V194H240V192L238 191L240 188L241 189H245ZM64 186V185H63ZM41 187H44V185H40V186H38V187H35V189H39V188H41ZM78 187H80V188H78ZM91 187H93L92 188V190H91ZM144 188V187H143ZM184 188H186V189H184ZM145 189V188H144ZM228 189V190H227ZM63 190V191H64ZM67 190V191H66ZM81 190V191H80ZM172 191V190H171ZM183 191V192H182ZM64 192V193H65ZM78 192V193H79ZM172 192H174V191H172ZM228 192V193H227ZM81 193H79V194H81ZM102 194V195H101ZM130 193L128 192V195H129ZM219 194H220V192H219ZM100 195V196H99ZM263 195V194H262ZM46 196V195H45ZM48 196H51V195H48ZM260 195H257V197H259ZM99 197H100V199H99ZM106 197V196H105ZM97 198L99 199V200H97ZM103 199V198H102ZM205 201V202H206ZM93 202V201H92ZM200 204V205H199ZM259 205H264V204H261V203H259ZM92 206V207H91ZM140 208V207H139ZM222 209L221 210H223L224 212H226V209H228V208H225V207H221ZM200 209H202V210H200ZM16 211H18V213H21V212H23L22 210H16ZM40 211V212H39ZM131 212H133L134 214H135V209L134 210H130ZM142 211V209L140 208V212ZM36 212V214H38V215H40V213H41V210L40 209H37V211H35ZM39 212V213H38ZM23 213H25V211L23 212ZM61 214V212L59 213V215ZM10 217L11 216H8V217H6L5 216V218L7 219L8 218V221H4V222H2L1 221V226H0V230H5V232L4 233H6V236H5V239L7 240V243H9L10 242V239L12 240V242H10L9 243V245H11V246H9V249H10V252H13V258H11L13 261H15V257H17L16 255L17 254H21L22 255V257H21V259L22 258H24V256H25V254L23 253V247L26 245V243H27V240L26 239H20L21 241H19V240H16L18 237H16V235H18V236H20L21 238H22V236H24L23 238H26L27 237V225H26V223H23L22 224V222H20V221H18V220H13V219H10ZM36 217H39V216H36ZM71 218L70 219H74V216L73 215H71L70 216ZM35 217H33V219H34ZM146 218V217H145ZM10 220V221H9ZM74 222H75V220H74ZM31 223H32V221H30L29 222V225H31ZM64 223V222H63ZM79 223V222H78ZM6 225V229L5 228H1L3 225ZM20 225V226H19ZM28 225V226H29ZM49 228H51V230H53L54 229V225L53 224H50L49 225ZM19 229V230H18ZM27 229V230H26ZM24 230V231H23ZM31 230V229H30ZM57 230V231H56ZM62 232H61V231ZM18 231H20V232H18ZM26 232V233H25ZM58 232H60V233H58ZM64 232V233H63ZM66 230L64 231V229L62 228V226L61 227H59V228H57V229H55V232L54 233H57V235H55V237H57V236H60L61 235V239H63L64 241H65V239H66ZM81 231H78V234L76 235V236H74V238L75 239H77V238H79V239H83L84 241H85V238H83V237H81V234H79ZM63 233V234H62ZM11 234V235H10ZM16 234V235H15ZM22 234H24V235H22ZM13 235V236H12ZM80 235V236H79ZM65 236V237H64ZM79 236V237H78ZM85 236V235H84ZM149 237L147 236H141L140 238H138V240H136V242L139 244V246H140V248H141V253L140 254H143V253H147V254H151L152 252H151V249L149 248V247H147L148 245V242H149ZM88 240H86L85 241V243H83V244H79V249L78 248H76L74 245H68V251H70V252H68L67 251V253H69L68 255L70 256V257H74V258H76L75 260L76 261H80V263H85V262H89L90 264H99L97 261H96V259H101V261H102V263L101 264H105L106 263V260H107V252H108V250L110 249L111 251H113V252H118L119 253V250H121L122 249V247H121V245H118V244H112L111 243V245L113 246V247H111V246H108V245H104V244H99L98 243V247H95V246H93V245H90V241H88V246H87V244H86V242H87ZM217 241L218 242H223L221 239H217ZM110 243V242H109ZM7 245V244H6ZM21 245V246H20ZM90 245V246H89ZM246 245V244H245ZM17 246H19L20 247V253H19V251H17V250H15L16 248H17ZM51 246H53V250H49V248H52ZM84 247L85 248H87V251H86V249H84ZM252 247H254V249H260V250H262L260 247H256V246H252ZM48 249H47V252H50V253H53V252H55L56 250H57V246H55L54 244H50V247H49ZM70 248V249H69ZM72 249H74V251L72 250ZM134 250H136V246H134ZM264 250V249H263ZM80 251H82V252H80ZM16 252V253H15ZM163 252V249L162 248H156L155 249V253H154V256H153V259H152V264H166V260H167V257H168V255L167 254H163L162 253ZM136 253H137V255H135V256H132V257H125L126 259L125 260H123L122 262H120L119 260H117L116 262L114 261V263L115 264H141L142 263V260H138L136 257L137 256H139L138 255V250L136 251ZM175 253H180V252H176L175 250H173V254H171V257H173L174 255H175ZM84 254V255H83ZM246 254V253H245ZM80 257H79V256ZM251 255V256H250ZM242 256L243 257H245V258H248V257H250V259L248 258V260L249 261H247L246 262V264H256L255 263V261H253V260H255L254 259V256H253V254H247V256L246 255H243L242 254ZM253 258V259H252ZM20 259H18V261H19ZM1 261V260H0ZM16 261H17V259H16ZM46 262H51V263H53V264H62V263H60L59 261H57L56 259H54V258H46ZM110 262H111V264H113V260H112V258L110 259ZM257 262H259V264H261V261L260 260H257ZM1 263V262H0ZM17 264H20L19 262L17 263ZM22 264H24V262H22ZM40 264H42V263H40ZM264 264V263H263Z\"/></svg>", "mask_w": 264, "mask_h": 264}, {"label": "water", "instance_id": "3", "mask_svg": "<svg viewBox=\"0 0 264 264\" xmlns=\"http://www.w3.org/2000/svg\"><path fill=\"white\" fill-rule=\"evenodd\" d=\"M0 224H1V220H0ZM3 254V249H2V246H1V239H0V256Z\"/></svg>", "mask_w": 264, "mask_h": 264}, {"label": "flooded vegetation", "instance_id": "4", "mask_svg": "<svg viewBox=\"0 0 264 264\" xmlns=\"http://www.w3.org/2000/svg\"><path fill=\"white\" fill-rule=\"evenodd\" d=\"M6 154H7L8 156H7ZM4 155H5V157L7 158L5 161H9V158H8V157L10 156V154H8V153L5 152Z\"/></svg>", "mask_w": 264, "mask_h": 264}]
</instances>
